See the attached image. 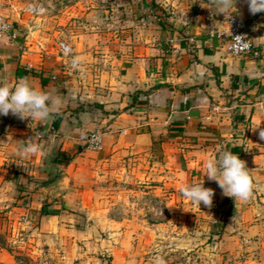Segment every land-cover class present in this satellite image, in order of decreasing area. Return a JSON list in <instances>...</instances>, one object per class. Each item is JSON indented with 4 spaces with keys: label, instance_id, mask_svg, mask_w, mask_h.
<instances>
[{
    "label": "crops",
    "instance_id": "1",
    "mask_svg": "<svg viewBox=\"0 0 264 264\" xmlns=\"http://www.w3.org/2000/svg\"><path fill=\"white\" fill-rule=\"evenodd\" d=\"M104 3L116 13L120 59L80 66L77 55L72 70L70 58L45 56L54 48L34 42L15 1L0 0L15 35L0 41V183L19 189L16 221L72 261V236L87 232L77 217L104 215L107 166L130 154L147 160L139 179L180 170L188 187L230 197L246 245H264V56H231L216 37L237 15L263 49L264 0ZM91 36L71 42L72 54ZM91 132L102 135L98 150L83 141ZM58 179L52 197L46 186ZM0 264H17L10 249L0 247Z\"/></svg>",
    "mask_w": 264,
    "mask_h": 264
},
{
    "label": "rangeland",
    "instance_id": "2",
    "mask_svg": "<svg viewBox=\"0 0 264 264\" xmlns=\"http://www.w3.org/2000/svg\"><path fill=\"white\" fill-rule=\"evenodd\" d=\"M12 1L34 42L54 48L45 56L68 59L59 43H79L88 33L92 38L71 55L81 56L80 66H112L120 59L116 13L104 8V0ZM136 157L125 154L107 166L113 175L104 215L77 217V229L87 232L72 236V257L77 254L69 262L62 258L66 250L54 256L45 234L22 229L13 213L19 189L0 183V247L10 249L17 264H264V245H246L245 220L232 211L230 197L201 184L188 187L180 170L156 167L151 179H139L138 170L149 169Z\"/></svg>",
    "mask_w": 264,
    "mask_h": 264
},
{
    "label": "built area",
    "instance_id": "3",
    "mask_svg": "<svg viewBox=\"0 0 264 264\" xmlns=\"http://www.w3.org/2000/svg\"><path fill=\"white\" fill-rule=\"evenodd\" d=\"M225 32H217L216 37L224 44L225 51L234 57L251 55L254 58L264 56V48L256 47L253 41L244 32L243 22L237 15H230L226 19ZM13 26L6 18L0 14V41L14 38ZM59 51L62 56L70 58L69 67L72 70L79 69V62L71 57L72 50L65 43H59ZM87 147L98 150L101 148L102 135L98 132H91L83 138Z\"/></svg>",
    "mask_w": 264,
    "mask_h": 264
},
{
    "label": "water",
    "instance_id": "4",
    "mask_svg": "<svg viewBox=\"0 0 264 264\" xmlns=\"http://www.w3.org/2000/svg\"><path fill=\"white\" fill-rule=\"evenodd\" d=\"M62 187L61 180H55L54 182L50 183L49 185L46 186V191L54 197L57 191Z\"/></svg>",
    "mask_w": 264,
    "mask_h": 264
},
{
    "label": "trees",
    "instance_id": "5",
    "mask_svg": "<svg viewBox=\"0 0 264 264\" xmlns=\"http://www.w3.org/2000/svg\"><path fill=\"white\" fill-rule=\"evenodd\" d=\"M42 214H48V212H46V211H42Z\"/></svg>",
    "mask_w": 264,
    "mask_h": 264
}]
</instances>
